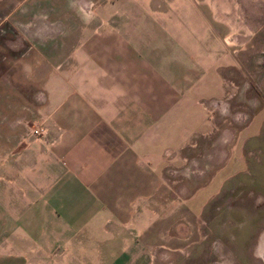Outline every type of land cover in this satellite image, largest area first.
<instances>
[{
    "label": "crops",
    "instance_id": "crops-1",
    "mask_svg": "<svg viewBox=\"0 0 264 264\" xmlns=\"http://www.w3.org/2000/svg\"><path fill=\"white\" fill-rule=\"evenodd\" d=\"M220 1L118 0L77 27L45 82L49 139H31L0 165V199L15 224L5 238L44 241L0 264H72L73 244L94 222L122 229L158 199L168 153L211 119L223 94H207L226 91L234 25ZM258 244L264 253L263 234Z\"/></svg>",
    "mask_w": 264,
    "mask_h": 264
},
{
    "label": "rangeland",
    "instance_id": "rangeland-1",
    "mask_svg": "<svg viewBox=\"0 0 264 264\" xmlns=\"http://www.w3.org/2000/svg\"><path fill=\"white\" fill-rule=\"evenodd\" d=\"M222 2V17L234 25L224 59L231 65L222 67L226 91L207 94H223L211 102V119L168 153L158 199L122 229L94 222L90 236L73 244L72 264H264V0H228L226 13ZM103 5L114 10L118 0H0L1 166L33 139L32 127L50 126L46 79L55 61L67 59L77 27ZM4 200L0 256L40 247L43 239L5 238L15 224ZM148 229L151 244L141 235Z\"/></svg>",
    "mask_w": 264,
    "mask_h": 264
},
{
    "label": "built area",
    "instance_id": "built-area-1",
    "mask_svg": "<svg viewBox=\"0 0 264 264\" xmlns=\"http://www.w3.org/2000/svg\"><path fill=\"white\" fill-rule=\"evenodd\" d=\"M49 127L43 123L36 124L31 128L30 133L32 134L33 139H45L44 137L49 133Z\"/></svg>",
    "mask_w": 264,
    "mask_h": 264
}]
</instances>
